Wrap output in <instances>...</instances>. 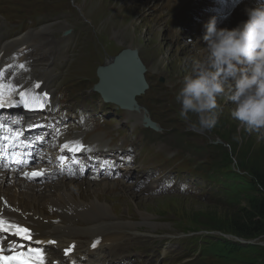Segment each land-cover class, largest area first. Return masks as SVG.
Masks as SVG:
<instances>
[{"label":"rangeland","instance_id":"rangeland-1","mask_svg":"<svg viewBox=\"0 0 264 264\" xmlns=\"http://www.w3.org/2000/svg\"><path fill=\"white\" fill-rule=\"evenodd\" d=\"M121 5L122 7L120 8ZM90 6H94V11L92 8L90 9ZM169 6H166V14L164 15L163 12L159 11L155 0H149L146 4H142L141 1L137 0H124L123 4L122 1L115 0H74V2L73 0H0V43L1 45L9 43L29 31L41 30L42 27H46L47 31L42 35L37 34L34 40L38 41L42 39L46 42L51 38L48 32H54V36L57 37L56 47L55 49L53 48L56 57L55 60L53 59L56 76L52 79L51 89L55 92V100L65 104L70 112H76L77 107L82 106L81 97L75 88L71 91L68 87L79 79L80 72H77L78 67L82 66L89 59L94 61V67H96L103 61V54L107 56L116 54L120 50L119 43H124L123 39L125 35L128 32H132V28L129 29L130 31L124 32L123 36L117 40L113 36L114 30L120 27L128 29L135 20L137 23L139 20L138 17L136 19V15L146 17V22H144L146 28L141 27L143 31L140 33V35L145 36H135V39L139 38L138 44L135 46L143 48L145 42L152 50L146 49L147 51L143 52L144 56L148 55L154 58V55H159L158 62L150 66L148 65L151 75L154 77L156 71H159L157 74L165 75L168 72L166 70L167 66L170 67L171 72L176 71L179 74L183 73L185 75L192 73L193 69L188 65L192 64L194 66L196 62L203 59L205 52L204 50L196 49L198 47L196 43L189 45V41L185 42V44L189 45V49L186 51L188 54L186 59L182 58L181 61L179 53H172L170 51L172 48L175 49V47L170 46L168 48L167 46V28L173 24L171 21L175 22L177 20L178 25H176V30H180L179 25L183 21L189 24L193 18L184 13L183 7L176 10V13H173L172 10H169ZM118 8L120 9L117 11L116 20H114L115 10ZM155 14L156 16H154ZM65 29H73V31L66 37H63ZM91 30L93 32V39L90 42ZM171 37L174 36L171 35ZM182 45H176L177 51H179ZM75 46L76 49L74 48ZM86 50H88V53ZM71 55L78 57H74L72 61L70 60ZM177 61L181 63V71L180 69H172V66ZM158 65L160 68H158ZM157 74L156 76H158ZM84 77L88 81L81 82L80 84H82V88L89 89L93 83L92 78L90 76ZM96 80L97 77L95 75L94 82ZM159 91L160 87L154 89L156 93ZM176 94L177 91H174V89L172 91L167 90L163 94L167 96L163 99L162 103V107L166 106L167 115H177V111L180 112V105L175 100ZM218 104L220 105V114L216 125L212 129L201 130L205 133L201 131L197 132L194 129L195 135L193 136L185 135L182 129L176 133L175 137L166 140L167 144L170 145V151L178 149L180 156H188L190 159L178 164L177 169H190L191 162L193 167L197 166L196 163H198L200 170L197 173L199 175H207L206 167L202 166L201 163L209 154V148L205 146L207 139H213L214 136H217L219 142L224 145L219 151L220 156L226 150L232 153L229 164L222 165L219 163V160L216 161L218 162L216 166L218 169L224 166L240 165L250 170L257 169L256 167L264 169V130L259 132L246 131L239 122L231 117L230 113L234 105L227 100L226 96L219 97ZM84 110L89 112L94 119L93 108L84 106ZM189 116L191 122H193L195 116L192 114H189ZM106 117L108 121L103 123L102 128H113L119 124L126 125L124 113L111 110ZM67 118L68 120L71 119L69 112L67 113ZM111 118L115 120L111 121ZM183 135L188 136L187 142L180 141ZM154 139L158 140L160 138H155L153 134H150V140ZM135 144L140 151L138 158L140 161L139 165L140 167H144L143 170L145 172H140V174L144 173L143 176L135 179L134 190L137 191V194L129 195L128 200L126 199L122 203L123 213L127 211L129 201L133 202V207L136 208V211L134 213L132 207V214L128 213L122 219L137 223L132 227L140 230L143 234H146L147 231L154 232L155 234H149L152 236V239L145 240L142 245L131 246L129 249L131 255H128L125 259H132L127 263L136 264L145 263V260L156 261L159 264H162L164 261L179 260L182 256L189 253L196 244H189L188 242L179 241L178 238L171 237V235L181 233L176 229L177 218L181 217V224H188L197 229L209 230L208 228L210 227L218 226L223 228L224 223L228 219L227 208L220 204L217 198H211L208 194L204 196L203 192H206L210 185L209 180H203L201 176H197V173L193 172L183 174L188 175L187 177L192 178L191 181H194L195 194L190 195L191 191L187 194L177 188H171L169 191H152L162 181V179H159V167L156 165L158 157L149 151L147 146L142 147V141L137 140ZM191 145L195 147H191ZM173 168L176 169L175 166ZM147 172L151 173L154 177L151 182L149 180L142 181L145 179L144 176ZM179 177L182 176L180 175ZM146 183L147 186L142 189L141 187ZM200 185L202 188H199ZM99 189L114 199H119L122 196L121 191H112L104 187ZM95 192L94 188L90 189V194ZM102 202H107V199L102 200ZM152 213L156 214L152 215ZM148 215H152L153 219L142 222ZM162 217H170L171 219H163ZM205 220L206 222H215L217 226L204 227L202 221ZM128 230L131 231V229ZM157 234H161L160 238L156 236ZM166 234H169L168 239L162 241L161 238ZM259 238L262 240L261 243H264V235ZM153 244L158 245L157 250H150ZM137 251L139 252L136 253ZM196 262L197 260L193 259L189 263L196 264ZM116 264H122V259L118 258Z\"/></svg>","mask_w":264,"mask_h":264},{"label":"bare ground","instance_id":"bare-ground-1","mask_svg":"<svg viewBox=\"0 0 264 264\" xmlns=\"http://www.w3.org/2000/svg\"><path fill=\"white\" fill-rule=\"evenodd\" d=\"M255 6L254 0L223 1L222 10L219 12V17L223 20L222 28L231 29L247 20L245 9ZM46 31V27L29 31L0 46V55L3 53L0 57V73H2L0 76L11 79L12 88H22L35 79L44 80L46 87L56 76L53 66L54 41L34 40L37 34L42 35ZM29 42L33 43L26 45ZM22 45L26 47L13 53L17 50L16 47ZM170 51L176 53L174 48ZM29 58H32V64L29 63ZM7 64L11 65V68ZM21 64L24 65L21 70L23 73L18 76L13 75V70ZM126 80L123 75L115 77L110 81L112 83L108 89L112 90L119 85L125 86ZM133 115L139 120L141 113ZM14 175L16 176L15 173L10 175L7 171L0 169V207L1 196H7L15 205L14 208L21 211L16 216L34 227L37 232L36 238L58 239L57 247L52 246L51 250L59 252L65 244L75 240L78 244L75 256L78 258L86 256L88 260L85 263L114 264L116 259L124 253L126 242L134 239L132 235L123 234L116 228H126L133 222L129 220L114 222L115 217L110 214L107 205L98 199L85 201L80 198V194L66 184L53 193L49 184L41 189L42 185L27 183ZM47 219H60V222H45ZM78 222L85 224L79 226ZM97 236H102L100 238L102 242L99 247L95 246L92 250L89 247L90 243ZM61 263L64 264L63 261Z\"/></svg>","mask_w":264,"mask_h":264},{"label":"clouds","instance_id":"clouds-1","mask_svg":"<svg viewBox=\"0 0 264 264\" xmlns=\"http://www.w3.org/2000/svg\"><path fill=\"white\" fill-rule=\"evenodd\" d=\"M245 12L247 20L231 29L218 27L215 16L204 24L205 55L175 96L179 115L195 116L194 129L216 125L218 98L226 96L234 105L231 117L246 131L264 130V0Z\"/></svg>","mask_w":264,"mask_h":264},{"label":"trees","instance_id":"trees-1","mask_svg":"<svg viewBox=\"0 0 264 264\" xmlns=\"http://www.w3.org/2000/svg\"><path fill=\"white\" fill-rule=\"evenodd\" d=\"M224 154V155H223ZM232 153L228 150L223 151L220 164H229L231 162ZM243 170H247L252 176L253 183H237L232 181L230 188L233 197L239 199L242 203L238 210L227 209V220L224 227H210L209 230H217L227 234H232L245 240L259 238L264 235V169H247L240 165ZM244 192L243 197L241 194ZM204 227L217 226L215 222L202 221ZM191 228H195L194 226ZM197 229V228H196ZM219 251L227 258H237L242 260L244 264H258L264 262V246L257 244L250 245L248 248H243L237 243H232L229 240L220 242ZM247 256L250 262L247 261Z\"/></svg>","mask_w":264,"mask_h":264},{"label":"water","instance_id":"water-1","mask_svg":"<svg viewBox=\"0 0 264 264\" xmlns=\"http://www.w3.org/2000/svg\"><path fill=\"white\" fill-rule=\"evenodd\" d=\"M146 66L140 60L138 49H125L99 69L101 81L96 89L104 94L109 102H119L123 105L134 106V98L147 86L145 73ZM125 76V86L119 85L112 90L110 82L121 76Z\"/></svg>","mask_w":264,"mask_h":264},{"label":"snow or ice","instance_id":"snow-or-ice-1","mask_svg":"<svg viewBox=\"0 0 264 264\" xmlns=\"http://www.w3.org/2000/svg\"><path fill=\"white\" fill-rule=\"evenodd\" d=\"M21 69L24 68V65L19 66ZM2 75V73H0ZM2 87V85H0ZM36 88H39L40 85H35ZM11 91H15V89H11ZM21 102L24 103L25 107H29V104L27 100L25 99L26 93L23 91L19 92ZM33 100H38V97H33ZM6 102L3 99H0V108L5 107ZM40 106H43L42 104ZM2 127V125H0ZM64 147H68L67 145H64ZM26 176H29L28 173H25ZM32 176L39 175V173H32ZM15 230L13 232V235L21 236L25 240H31V234L27 228L21 227L19 225L15 224H9L7 221L0 219V232H9L11 230ZM49 243H55L54 241H49ZM98 243V241L96 242ZM96 244L94 243L92 247H95ZM5 249L0 247V264H44L43 260V253L38 250L28 249L27 253L24 251H16L15 249L12 250V252H15V255H5L4 254ZM72 252V247L66 248L64 250V255L69 256V254ZM36 257H39L37 259Z\"/></svg>","mask_w":264,"mask_h":264}]
</instances>
